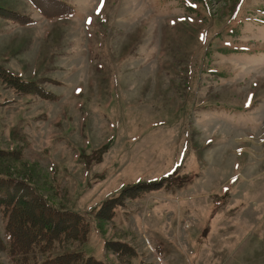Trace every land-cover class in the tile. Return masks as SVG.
<instances>
[{"label":"rangeland","instance_id":"374dc122","mask_svg":"<svg viewBox=\"0 0 264 264\" xmlns=\"http://www.w3.org/2000/svg\"><path fill=\"white\" fill-rule=\"evenodd\" d=\"M63 1L74 15L48 19L0 0L33 20L0 18V67L57 97L0 83V151L19 156L0 157V179L27 182L90 230L13 259L0 208V264L71 252L103 264H264V0ZM167 176L191 180L95 217L124 187Z\"/></svg>","mask_w":264,"mask_h":264},{"label":"trees","instance_id":"16d2710c","mask_svg":"<svg viewBox=\"0 0 264 264\" xmlns=\"http://www.w3.org/2000/svg\"><path fill=\"white\" fill-rule=\"evenodd\" d=\"M42 16L53 19L60 16H72L75 8L63 0H27ZM0 18L21 26L33 24V20L21 12L0 7ZM0 83L19 95H35L43 100L55 101L57 97L47 91L36 81L22 80L11 71L0 67ZM13 156L18 153L0 151V157ZM99 156L97 161H99ZM191 180L187 178L166 177L159 181L137 182L124 187L113 199H107L94 213L102 222L109 221L114 209L123 206L124 200L136 199L144 193L169 189L173 184L177 188ZM10 178L0 179V208L5 219V234L9 239L8 254L13 259L27 260L38 252L46 254L55 243L62 241L85 242L89 234L86 218L76 212L62 210L51 205L34 187L24 181L12 183ZM6 248L0 242V250ZM105 249L120 255L137 256L135 249L118 241L105 242ZM43 264H103L93 257L82 258L78 252L64 253L47 259Z\"/></svg>","mask_w":264,"mask_h":264}]
</instances>
